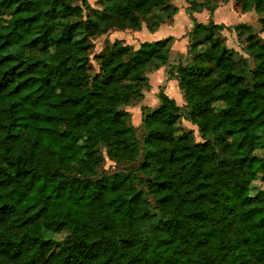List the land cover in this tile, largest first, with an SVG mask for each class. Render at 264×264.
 <instances>
[{
	"label": "trees",
	"instance_id": "16d2710c",
	"mask_svg": "<svg viewBox=\"0 0 264 264\" xmlns=\"http://www.w3.org/2000/svg\"><path fill=\"white\" fill-rule=\"evenodd\" d=\"M172 1L101 0L100 11L87 0H0V264H264V190L250 192L264 185L254 154L264 40L241 41L251 68L224 26L195 23L190 64L169 72L186 105L161 91L158 108H142L143 142L128 109L168 64L172 39L115 41L91 75L93 38L153 32L178 13ZM188 4L211 16L219 7ZM235 5L255 12L264 34V0ZM235 29L241 38L251 27ZM182 118L202 142L176 137ZM102 146L117 163L142 158L138 170L100 177Z\"/></svg>",
	"mask_w": 264,
	"mask_h": 264
},
{
	"label": "crops",
	"instance_id": "0c3cea01",
	"mask_svg": "<svg viewBox=\"0 0 264 264\" xmlns=\"http://www.w3.org/2000/svg\"><path fill=\"white\" fill-rule=\"evenodd\" d=\"M235 3L236 0H229L228 2L222 3L211 16L210 13L205 10H191V7L188 4V0H173L171 2V6L173 8L178 9V13L173 17L172 21L164 20L160 27L153 32L149 31L145 24L142 25L141 30L138 32H122L128 33V35L123 36L125 38H127V36H137V38H134V42H131L132 44L129 43V40L117 39V33L121 31H113L109 35H107V38L109 36V39H112V43L115 41H122L127 45H131L135 49H139L140 46L144 43H155L158 41L166 40L168 38L172 39L168 64L166 66L161 67L159 70L148 74L151 90L144 94V98L141 103H139L133 108H129V110L138 109V111H142L143 107H148L151 109L158 108L160 106L158 94L161 91L167 97L174 100L179 107H184L186 105L183 94L179 89V80L177 76L170 77L169 72L174 66L179 64V62H184L187 59L188 50L190 46L189 34L191 33L195 23L205 25L209 24L211 21H213L217 25L221 23V25L225 27L223 32H227L229 28H232L234 31V28L239 25H246L247 23L249 24V20L248 22L240 23L237 22L236 19L238 18V16L241 17L239 13L243 16L249 15L251 18V15L255 12L241 13L236 7ZM221 11H225L226 15L231 17L230 22H236L232 25L227 23L228 20L219 22L216 17ZM149 99L152 102L151 104H149Z\"/></svg>",
	"mask_w": 264,
	"mask_h": 264
},
{
	"label": "rangeland",
	"instance_id": "374dc122",
	"mask_svg": "<svg viewBox=\"0 0 264 264\" xmlns=\"http://www.w3.org/2000/svg\"><path fill=\"white\" fill-rule=\"evenodd\" d=\"M88 3L90 4V6L94 9L100 10L102 11V7L103 5L101 4V0H87ZM226 0H215V5H221L222 3H225ZM239 15H241V17L238 16V18L236 19L237 22L243 23V22H248L249 20V24L247 26L251 27V30H249L248 32L244 33L242 35L241 38L238 37V32L237 30L233 31L232 28H229L227 30V32H221V36L224 38L225 40V44L230 48L233 49L235 51H237L239 53V55L243 58L249 59L250 61V66L251 68L253 67V61L248 57V55L246 54V51L244 49L245 44L242 43L241 41H243L244 39H246V37L250 34H254L258 39L264 40V34L259 33L260 31V24H259V16L256 15L255 13L250 16H243L242 14L239 13ZM226 18V19H225ZM217 20L220 21H224V20H228L227 23L228 24H234L236 21H232L230 16L226 15L225 11H221L217 17ZM243 20V21H242ZM223 23V22H222ZM237 24V23H236ZM218 25H221V23H219ZM128 35V33H122L119 32L117 33V39L121 40V39H125V40H129V43L132 44L131 42H134V38H137V36H127V38L123 37ZM133 35V34H132ZM132 37V38H131ZM242 39V40H241ZM92 44H93V49L91 51V55H90V62L93 66V71L91 72L92 76H96L99 73V64H100V60L98 59L104 51H107V49L112 48L113 43H112V39H109V36L107 38V36H102V37H96L93 38L91 40ZM147 42V41H145ZM190 64L189 60L186 59L184 62H179V64H177L175 67H178L180 65H187ZM151 100L149 99V104H151ZM216 109L221 110L224 109V105L222 104H216L215 105ZM129 110V109H128ZM132 113V124L137 127L138 131H137V137L138 139L143 142L144 140V132H142L141 130V125H142V120H141V111H138V109H134V110H129ZM140 127V128H139ZM190 133H193L195 136V139L197 142H202L200 135H199V131L198 128L195 127L194 125H192L191 123H189L188 121H186L185 118H182L175 126V135L176 137L180 138V137H184ZM261 135V142H262V146L257 148L254 151V154L257 156H260L261 158H264V130H262L260 132ZM100 154L101 156L104 158V162L101 166V169L99 171V176L100 177H106V176H111L117 173H121V172H131V171H137L138 170V164L140 162H142V158L139 160L138 163L136 164H126V163H117L114 161H111L108 157H107V150L105 147H101L100 148ZM140 188V187H139ZM250 192L252 194H256L258 191L260 190H264V185L260 182H254L251 185L250 188ZM153 202V201H152ZM154 203V202H153ZM68 233H61V234H57L54 236V241L57 242L58 244H62L64 243L66 237H67Z\"/></svg>",
	"mask_w": 264,
	"mask_h": 264
}]
</instances>
